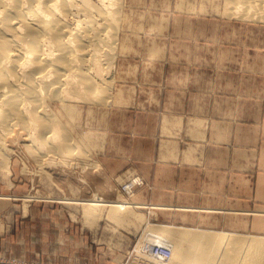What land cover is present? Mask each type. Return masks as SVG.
I'll return each instance as SVG.
<instances>
[{
    "label": "rangeland",
    "instance_id": "1",
    "mask_svg": "<svg viewBox=\"0 0 264 264\" xmlns=\"http://www.w3.org/2000/svg\"><path fill=\"white\" fill-rule=\"evenodd\" d=\"M165 1H115V47L103 79L109 92L99 99L79 95L67 107L56 103L52 108L61 128L55 145L63 147L66 136L72 138L73 154L54 155L48 141L33 146L20 135L0 134V201L13 205L17 215L25 205L59 207L78 231L93 239L95 247L120 252L107 254V264H127L147 232L167 225L219 236L233 234L224 225L189 222L214 215L213 112L172 110L182 102L192 104L196 97L185 96L183 101L180 82L167 80L166 72L173 65L166 62V55L176 48H168L166 41L181 38L177 30L182 24L199 21L186 17L185 5L174 15L166 12ZM205 1L206 17L212 22L215 0ZM262 6L264 0H223V17L264 22ZM159 25L162 30L152 31ZM155 40L160 41L157 46ZM202 102L212 105L213 97L204 96ZM187 176L190 190L182 192ZM27 195L33 198L25 200ZM114 201L127 204L128 213H116ZM234 235L245 240L259 238ZM222 255L237 261L242 258L234 250ZM0 264L56 263L11 257L0 259ZM156 264L175 262L168 258Z\"/></svg>",
    "mask_w": 264,
    "mask_h": 264
},
{
    "label": "crops",
    "instance_id": "2",
    "mask_svg": "<svg viewBox=\"0 0 264 264\" xmlns=\"http://www.w3.org/2000/svg\"><path fill=\"white\" fill-rule=\"evenodd\" d=\"M204 1H165L166 12L174 15L185 5L186 17L199 21L182 24L177 30L181 38L166 41L168 48H176L166 55V62L173 65L166 72L167 80L180 82L183 101L185 96L196 97L192 104L181 101L172 110L213 112L214 215L189 222L224 225L233 234L264 238V22L224 18L223 0H215L210 22ZM191 7L195 8L191 11ZM159 30L161 25L152 29ZM204 96L213 97L212 105L202 102ZM187 179L182 181V192L190 190ZM0 207V259L40 258L56 264H97L99 260L107 264V254L120 253L95 247L93 239L78 231L57 206L28 205L20 215L8 202L0 201Z\"/></svg>",
    "mask_w": 264,
    "mask_h": 264
},
{
    "label": "bare ground",
    "instance_id": "3",
    "mask_svg": "<svg viewBox=\"0 0 264 264\" xmlns=\"http://www.w3.org/2000/svg\"><path fill=\"white\" fill-rule=\"evenodd\" d=\"M115 1L0 0V134L20 135L32 145L48 141L54 155L74 153L72 138L66 136L63 147L55 145L61 128L52 108L56 103L67 107L79 95L99 99L107 93L103 79L115 47ZM37 147L33 149L38 151ZM114 202L116 213H128L127 204ZM179 229L171 225L152 229L138 247L165 246L175 264L262 263L264 238ZM225 250L242 258L223 257Z\"/></svg>",
    "mask_w": 264,
    "mask_h": 264
},
{
    "label": "built area",
    "instance_id": "4",
    "mask_svg": "<svg viewBox=\"0 0 264 264\" xmlns=\"http://www.w3.org/2000/svg\"><path fill=\"white\" fill-rule=\"evenodd\" d=\"M168 256L169 250L165 246L154 244L138 247L137 245L128 258L127 264H156L161 260L165 261Z\"/></svg>",
    "mask_w": 264,
    "mask_h": 264
}]
</instances>
